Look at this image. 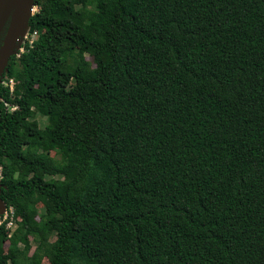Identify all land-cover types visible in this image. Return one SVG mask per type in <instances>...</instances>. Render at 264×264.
<instances>
[{
	"label": "trees",
	"instance_id": "1",
	"mask_svg": "<svg viewBox=\"0 0 264 264\" xmlns=\"http://www.w3.org/2000/svg\"><path fill=\"white\" fill-rule=\"evenodd\" d=\"M33 5L0 82V264H264V0Z\"/></svg>",
	"mask_w": 264,
	"mask_h": 264
},
{
	"label": "water",
	"instance_id": "2",
	"mask_svg": "<svg viewBox=\"0 0 264 264\" xmlns=\"http://www.w3.org/2000/svg\"><path fill=\"white\" fill-rule=\"evenodd\" d=\"M35 7L33 0H0V74L4 71L9 56L19 52L27 33L28 18ZM5 208L0 182V216Z\"/></svg>",
	"mask_w": 264,
	"mask_h": 264
},
{
	"label": "built area",
	"instance_id": "3",
	"mask_svg": "<svg viewBox=\"0 0 264 264\" xmlns=\"http://www.w3.org/2000/svg\"><path fill=\"white\" fill-rule=\"evenodd\" d=\"M36 10V7L34 8V11ZM37 35L36 31H33L30 34L25 35L24 41L31 45L32 41L35 39ZM24 48L21 47L19 51H22ZM7 84L9 85L10 89L13 88V79L9 78L7 80ZM14 209L12 206H6L4 212L0 216V224L3 221H6V227L11 228L12 225H14Z\"/></svg>",
	"mask_w": 264,
	"mask_h": 264
},
{
	"label": "rangeland",
	"instance_id": "4",
	"mask_svg": "<svg viewBox=\"0 0 264 264\" xmlns=\"http://www.w3.org/2000/svg\"><path fill=\"white\" fill-rule=\"evenodd\" d=\"M86 57H87V59H90V57H88V56H86ZM8 79H9V78L5 76V80H8ZM30 122H31L32 124H34V125H37L38 127H43L44 124L46 123V119H45L44 116L36 115L35 117H33V118L30 119ZM53 154H54V152H51V153H50V155H53ZM54 157H55L56 159H59V155H58V154L54 155ZM38 207H39V209H40V208H41V205L38 204ZM14 226H15V223H14V225H12L11 228H13ZM32 245L34 246V243H33V242H32ZM43 263H44V264H48L47 259L44 258V259H43Z\"/></svg>",
	"mask_w": 264,
	"mask_h": 264
},
{
	"label": "flooded vegetation",
	"instance_id": "5",
	"mask_svg": "<svg viewBox=\"0 0 264 264\" xmlns=\"http://www.w3.org/2000/svg\"><path fill=\"white\" fill-rule=\"evenodd\" d=\"M22 47V44H20V48ZM3 72L0 74V82H7V80H5V77L2 75Z\"/></svg>",
	"mask_w": 264,
	"mask_h": 264
}]
</instances>
